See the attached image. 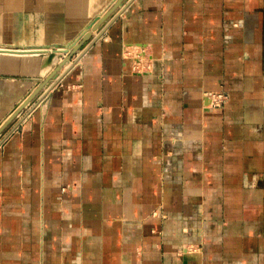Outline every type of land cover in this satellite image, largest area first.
Wrapping results in <instances>:
<instances>
[{
  "label": "crops",
  "instance_id": "obj_1",
  "mask_svg": "<svg viewBox=\"0 0 264 264\" xmlns=\"http://www.w3.org/2000/svg\"><path fill=\"white\" fill-rule=\"evenodd\" d=\"M113 2L0 0V49ZM93 38L0 139V264H264V0H127ZM65 56L0 50V125Z\"/></svg>",
  "mask_w": 264,
  "mask_h": 264
},
{
  "label": "water",
  "instance_id": "obj_2",
  "mask_svg": "<svg viewBox=\"0 0 264 264\" xmlns=\"http://www.w3.org/2000/svg\"><path fill=\"white\" fill-rule=\"evenodd\" d=\"M126 1L127 0H114L111 6L105 12H103V14L97 16L90 24H88V26H86V28L82 31L81 34L78 35V37L75 40L66 43L60 48L63 50H59V51H63L64 53H66V56L53 68V70L45 78H43L37 84L34 90L23 100L21 104H19L14 109V111L8 116V118L0 125V139L4 135H8L10 133L18 117L26 108H29L37 103L40 94L43 92L44 88L52 81L54 77L58 75L60 69L66 64V62L72 60V58L80 50H82L87 45H90L94 41L92 37L91 29L101 30L103 26L106 25V21L108 19L110 20L115 15V12L124 6ZM44 49H49V48H44ZM55 49L58 48L55 47ZM12 50H16V49H12ZM57 51L58 50H54L50 52L48 50H45L41 52L56 54Z\"/></svg>",
  "mask_w": 264,
  "mask_h": 264
},
{
  "label": "bare ground",
  "instance_id": "obj_3",
  "mask_svg": "<svg viewBox=\"0 0 264 264\" xmlns=\"http://www.w3.org/2000/svg\"><path fill=\"white\" fill-rule=\"evenodd\" d=\"M122 9V8H121ZM121 9H119L118 11H116L115 12V15L109 20H107L106 21V25L103 27V29L107 26V25H109V23L111 22V20H113V18L114 17H116V15L121 11ZM102 30V29H101ZM101 30H92L91 29V32H92V37H93V35H100L101 34ZM103 32V31H102ZM82 33V32H81ZM80 33V34H81ZM93 40H95L94 38H93ZM90 44V43H89ZM87 48V47H86ZM0 50H2V51H6V52H35V53H40L41 51H45V50H48V51H54V50H58L57 51V53H62V54H65L66 55V53H64L63 51H59V50H63V49H52V50H50V49H37V50H30V49H27V50H21V49H19V50H12V49H8V48H1ZM85 51V48H84V50L82 49V50H80L79 51V55H80V53L81 54H83V52ZM74 64V62H72V60H70V61H68V62H66V64L60 69V71H59V73H58V75L56 76V77H54L53 79H52V81H51V83L53 82V81H55L56 79L58 80V78L59 77H61L72 65Z\"/></svg>",
  "mask_w": 264,
  "mask_h": 264
},
{
  "label": "built area",
  "instance_id": "obj_4",
  "mask_svg": "<svg viewBox=\"0 0 264 264\" xmlns=\"http://www.w3.org/2000/svg\"><path fill=\"white\" fill-rule=\"evenodd\" d=\"M206 97L210 99V106L222 107L227 102L229 95L225 91L220 90L207 92Z\"/></svg>",
  "mask_w": 264,
  "mask_h": 264
},
{
  "label": "rangeland",
  "instance_id": "obj_5",
  "mask_svg": "<svg viewBox=\"0 0 264 264\" xmlns=\"http://www.w3.org/2000/svg\"><path fill=\"white\" fill-rule=\"evenodd\" d=\"M77 55H79V52L77 53ZM72 62H73V61H72ZM42 97H43V96L39 97V99L41 100V99H42ZM39 99H38V100H39Z\"/></svg>",
  "mask_w": 264,
  "mask_h": 264
}]
</instances>
